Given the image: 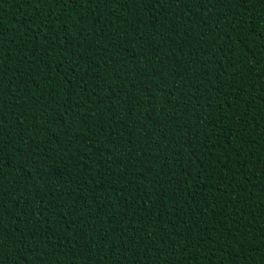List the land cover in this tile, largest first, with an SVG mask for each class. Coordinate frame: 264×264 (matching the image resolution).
<instances>
[{"label":"trees","instance_id":"obj_1","mask_svg":"<svg viewBox=\"0 0 264 264\" xmlns=\"http://www.w3.org/2000/svg\"><path fill=\"white\" fill-rule=\"evenodd\" d=\"M0 123V264H264V0H0Z\"/></svg>","mask_w":264,"mask_h":264},{"label":"snow or ice","instance_id":"obj_2","mask_svg":"<svg viewBox=\"0 0 264 264\" xmlns=\"http://www.w3.org/2000/svg\"><path fill=\"white\" fill-rule=\"evenodd\" d=\"M53 2H56V0H53ZM61 2L64 3V4H68V3L71 2V0H61ZM81 2H82V3L84 4V6L86 7V6H87V3L89 2V0H81ZM153 2H154V3H155V2H159V0H153ZM174 2H175L178 6H182V5H183V0H174ZM199 2H200V0H198V3H199ZM236 2H237V3H240V2H242V0H236ZM69 83H70V82H69ZM157 87H158V85H157ZM73 94H74V93H72L71 91H69V99H68V101H67V103H68L69 105L71 104V96H72ZM128 111H129V112H132V111H134V109H133V108H130ZM71 112H72V108H71V107L66 108V109H65V112L61 114V118H63L64 116H68ZM77 115H78V114H77ZM151 116H152V114L149 113L148 116L145 117V118H146V119H151ZM0 129H3V124H2V123H0ZM48 143H52V141L49 140ZM57 143H58V141H57ZM69 143H70V141H69ZM28 148H29L30 151L32 150V149H31V144H29ZM4 150L6 151L7 149H4ZM51 151H52L51 148H45V147L42 146L41 144H36L35 152H36V153L39 155V157L42 158V159H50L51 157H50L49 153H51ZM65 151H67V149H65ZM20 164H21V166L23 165V161H22V160L20 161ZM37 170H39V165H37ZM29 194H31V193H29ZM42 202H43V201H41V203H42ZM5 203H9V204H10V203H11V200L6 201ZM17 207H18V205H17ZM20 215H23V213H20ZM66 215H67V214H66ZM25 222H27V221H25Z\"/></svg>","mask_w":264,"mask_h":264}]
</instances>
